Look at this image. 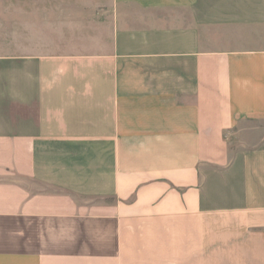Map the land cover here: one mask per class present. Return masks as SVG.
Instances as JSON below:
<instances>
[{"label": "crops", "instance_id": "1", "mask_svg": "<svg viewBox=\"0 0 264 264\" xmlns=\"http://www.w3.org/2000/svg\"><path fill=\"white\" fill-rule=\"evenodd\" d=\"M0 264H264V0H0Z\"/></svg>", "mask_w": 264, "mask_h": 264}]
</instances>
